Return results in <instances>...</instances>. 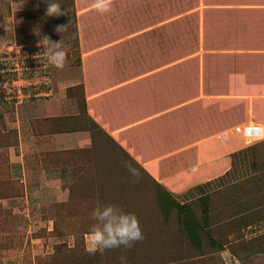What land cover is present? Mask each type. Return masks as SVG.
<instances>
[{
	"label": "crops",
	"instance_id": "obj_1",
	"mask_svg": "<svg viewBox=\"0 0 264 264\" xmlns=\"http://www.w3.org/2000/svg\"><path fill=\"white\" fill-rule=\"evenodd\" d=\"M72 1L78 67L39 111L57 122H27L19 147L33 156L90 147L89 131L59 125L76 115L63 93L76 85L86 116L175 196L221 177L232 154L264 140V19L253 6L113 0L102 16L92 0ZM248 126L262 136H244ZM57 169L41 166L39 176L63 203Z\"/></svg>",
	"mask_w": 264,
	"mask_h": 264
},
{
	"label": "rangeland",
	"instance_id": "obj_2",
	"mask_svg": "<svg viewBox=\"0 0 264 264\" xmlns=\"http://www.w3.org/2000/svg\"><path fill=\"white\" fill-rule=\"evenodd\" d=\"M207 1L253 6L256 17L264 19V0ZM56 2L62 11L67 10V15L47 17V4L43 0H0V55L7 46L40 42L45 36L55 43L62 41L61 47L67 53L66 66L63 69L53 66L55 92L51 99L62 81L73 76L79 64L72 18L74 10L70 0ZM58 25H64L67 30L58 33ZM2 78L0 74V264H120L121 255L127 257L128 264H150L157 260L155 254L174 252L178 246L171 249L172 245L179 241L175 211H165V223L164 211L159 206L165 192L157 189L133 160L87 119L82 109L80 86L64 88L63 93L75 101L76 115L62 118L59 125L66 130L89 131L90 147L33 156L30 150L19 147L18 137L27 122L37 127L57 122L44 118L39 112L50 99L11 107L2 99ZM262 142L264 140L249 142L246 148ZM125 165L136 169L138 182L133 183L134 178ZM41 166L58 168L54 176L61 179L60 187L68 192L66 202L49 198L52 196L48 193L49 187L40 180ZM231 180L226 182L231 185L221 189L205 188L192 192L187 201L185 198H178V201L190 203L189 199L195 196L200 202L190 205L195 213H200L204 208L201 201L207 198L210 200L208 210L213 215L211 222H218L230 202L240 211L254 208L258 212L256 217L264 218V155H251L237 161ZM108 204L134 213L144 239L135 242L130 249L121 246L103 254L97 251L94 256L89 255L85 252V237L96 223L93 212ZM242 226L236 222L233 226L219 223L212 227V237L219 243L225 242L230 230H235L236 242L231 238L221 251L182 264H264V222L260 227L254 224L241 230ZM166 247L171 251L165 250ZM204 251L209 252V249L206 247Z\"/></svg>",
	"mask_w": 264,
	"mask_h": 264
},
{
	"label": "trees",
	"instance_id": "obj_3",
	"mask_svg": "<svg viewBox=\"0 0 264 264\" xmlns=\"http://www.w3.org/2000/svg\"><path fill=\"white\" fill-rule=\"evenodd\" d=\"M70 3H71V6L73 8V1L70 0ZM72 18H73L75 42H76V46H77L74 12H73ZM81 94H82V90H81ZM81 102H82L83 113L85 114L83 98H82ZM85 116H86V114H85ZM87 119H89V118L87 117ZM89 121L92 123V125L96 129H99V131L101 130L90 119H89ZM117 147H118V145H117ZM118 148L121 149L120 147H118ZM251 155H254V156L264 155V142L259 143L253 147H249V148L240 150V151L232 154L231 155V168L229 171H227L224 175H222L221 177H219L217 179L203 183L202 185H199L197 187H194L193 189H190L189 191H187L186 193H184L181 196H175V195L170 194L162 186H160L158 183L153 181L147 175L150 178V180L154 183V185L157 189L165 192L163 198L159 200V206L161 207V210L164 211V212H162L163 213L162 218H163L164 222L166 223V221H167V213H165V211H168L169 209H173V211H175V213H174L175 214V220H176L175 225L177 226V228H178L177 231L179 233L178 234V236H179L178 243H175V244L172 243L173 245H172L171 249H173V247H175V246H178V247H175V251L172 252L171 254H167L163 251L155 254L154 256L157 258V260H155V263L153 262L150 264H182V263H186L189 261L193 262L196 259L203 258V257L207 256L208 254H214V253H217L218 251H221L223 249V246L228 244V242L231 238H232V242H236V238L234 237L235 230H233V231L230 230V233H229L227 239L223 243H219L216 238L212 237V234H211L212 233V227L217 226V224H219V223H228L229 225L233 226V225H235L236 222H240L243 225L242 227H240L241 230L243 228L247 229V228L253 226L254 224L257 227H260L259 225L264 222V218L256 217L258 212H256L254 208H245L244 210L240 211V210H237L233 206L234 202H230L226 208V211L224 212V215L218 219V222H211L210 219L213 215H211V211L208 210L207 205H208V203H210V200H208L207 198H204V200L201 201V203H203V205H204V208L202 209V211L200 213H195L193 206L190 205L191 202L197 201L196 199H198V198H195V196L191 197V199H189L191 201L190 203L178 201L179 200L178 198H185L187 201L189 198V195L192 192H198V191L204 190L205 188H210V187L215 186L216 187L215 189L218 190V189L223 188L224 186L231 185V183L234 182V181L232 182L231 179L235 173L237 161L239 162V160L245 159ZM139 169L142 170L140 167H139ZM228 181H230L231 183L226 184V182H228ZM232 187H234V186H232ZM197 202H200V201H197ZM243 219H246V220L250 219V220L243 222ZM209 221L211 223H209ZM184 242H185V244L182 245V243H184ZM184 246L186 248H184ZM206 247L209 249V252L204 251V249ZM166 249H169V247H166L165 250ZM171 249H169L168 251L170 252ZM182 251H186V252L183 253ZM147 256H149V255H147ZM146 258L149 261L152 260V259H150L151 255H150V258L149 257H146Z\"/></svg>",
	"mask_w": 264,
	"mask_h": 264
},
{
	"label": "clouds",
	"instance_id": "obj_4",
	"mask_svg": "<svg viewBox=\"0 0 264 264\" xmlns=\"http://www.w3.org/2000/svg\"><path fill=\"white\" fill-rule=\"evenodd\" d=\"M47 4L46 16L59 17L67 15V10L62 11L61 5L56 0H43ZM91 8L100 15H106L112 12L113 0H92ZM67 30L64 25H58L56 31L61 33ZM59 43L52 42L49 37L45 36L37 47H43V55L48 57V61L56 69H63L66 66L67 53ZM129 174L134 178L133 183L138 182L139 173L131 165H125ZM93 219L96 223L91 227L90 232L86 235L85 252L89 255H95L97 251L103 254L106 250L119 248H131L135 242L144 239L138 218L134 213H126L120 207L108 204L97 207L93 212ZM120 264H128L127 257H119Z\"/></svg>",
	"mask_w": 264,
	"mask_h": 264
},
{
	"label": "built area",
	"instance_id": "obj_5",
	"mask_svg": "<svg viewBox=\"0 0 264 264\" xmlns=\"http://www.w3.org/2000/svg\"><path fill=\"white\" fill-rule=\"evenodd\" d=\"M38 42L7 46L0 55L2 99L7 105L18 106L36 101H46L54 95L53 65L43 55ZM244 136L257 140L262 136L259 127H246Z\"/></svg>",
	"mask_w": 264,
	"mask_h": 264
}]
</instances>
